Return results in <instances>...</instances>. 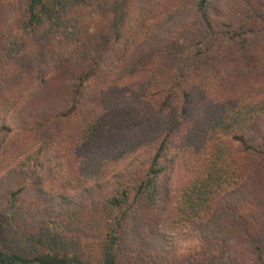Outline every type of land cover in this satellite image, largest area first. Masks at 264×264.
Masks as SVG:
<instances>
[{
	"label": "trees",
	"instance_id": "16d2710c",
	"mask_svg": "<svg viewBox=\"0 0 264 264\" xmlns=\"http://www.w3.org/2000/svg\"><path fill=\"white\" fill-rule=\"evenodd\" d=\"M83 2L0 0V234L5 219L48 234L0 264H134L125 251L186 238L250 264L264 0H122L105 30Z\"/></svg>",
	"mask_w": 264,
	"mask_h": 264
},
{
	"label": "rangeland",
	"instance_id": "374dc122",
	"mask_svg": "<svg viewBox=\"0 0 264 264\" xmlns=\"http://www.w3.org/2000/svg\"><path fill=\"white\" fill-rule=\"evenodd\" d=\"M137 1L140 2V0ZM15 2L18 4L19 10L22 11L25 7V0H15ZM121 2L122 0H84L82 10L86 18L96 23L97 28L105 30L109 26L107 21L113 16L114 11L117 12L121 9ZM5 221V228L0 234V247L2 249L16 251L27 256L34 252V248H32L31 245L32 241H44L42 245L47 242L48 234L41 232V226L34 220L27 223L15 222L14 220L7 219H5ZM206 241L208 240L202 239V241H200L198 238L181 239L179 244L167 245L165 247L166 249L163 250L165 253H160V256H156V259H148V255L140 253L133 254L127 250L125 251V258H127L129 262L133 261L134 264H206L207 260L214 259H217L215 261L217 264H236L235 262L227 261L225 257L219 254L221 251L220 245L216 246L220 249L219 251H209V259L205 258L203 256L205 252H202L206 250L204 248L209 247L210 249L213 248L218 250L216 247L205 246ZM231 242L235 244L236 240H232ZM144 244L147 250L143 249L142 252H151L158 247L153 236H151L149 232L144 238ZM243 244L249 250L251 249L252 256H257L259 252L264 256V234L248 235L240 240V248ZM251 255L249 257L250 264H257L255 261L256 258H253ZM238 264L240 263L238 262Z\"/></svg>",
	"mask_w": 264,
	"mask_h": 264
}]
</instances>
